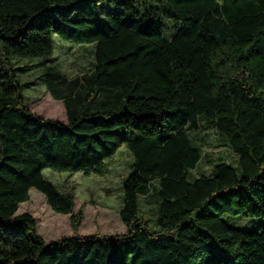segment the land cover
I'll use <instances>...</instances> for the list:
<instances>
[{"label": "trees", "instance_id": "16d2710c", "mask_svg": "<svg viewBox=\"0 0 264 264\" xmlns=\"http://www.w3.org/2000/svg\"><path fill=\"white\" fill-rule=\"evenodd\" d=\"M55 34L95 43L90 73L40 77L66 122L28 107L17 64ZM204 127L236 165L200 168ZM123 145L126 232L45 241L18 212L35 187L76 230L83 207L44 170L103 175ZM226 214L264 217V0H0V264H264V231Z\"/></svg>", "mask_w": 264, "mask_h": 264}, {"label": "rangeland", "instance_id": "374dc122", "mask_svg": "<svg viewBox=\"0 0 264 264\" xmlns=\"http://www.w3.org/2000/svg\"><path fill=\"white\" fill-rule=\"evenodd\" d=\"M94 44L64 40L55 34L54 51L50 57H47L49 59L17 60L18 65L28 68L22 72L21 80L27 105L33 112L61 122L66 120L64 103L52 98L46 82L39 80L38 76L44 64L53 71L61 73L66 81H73L76 77L90 73L95 63ZM33 79L37 80L35 84L24 83ZM201 135L205 140V156L200 164L201 169H207L213 162L220 160L236 165L237 154L215 130L204 127ZM133 158L132 152L123 145L108 162L110 171L103 175L57 171L51 168L44 170L45 176L55 182L61 191L74 193V212L83 207L82 220L76 230L71 223L70 214L53 210L46 196L35 187L30 190V198L20 204L18 212L27 211L35 217L37 232L45 241L59 240L73 234L124 233L127 228L120 217L123 206L122 180L131 170ZM193 172L197 174L198 170ZM140 211L148 222L153 224L155 217L153 204L149 201L142 202ZM225 217L235 227L264 231V217L241 214H226Z\"/></svg>", "mask_w": 264, "mask_h": 264}, {"label": "crops", "instance_id": "0c3cea01", "mask_svg": "<svg viewBox=\"0 0 264 264\" xmlns=\"http://www.w3.org/2000/svg\"><path fill=\"white\" fill-rule=\"evenodd\" d=\"M70 47V46H69ZM93 48H95V47H93ZM93 52H94V49H93ZM32 60H41V59H32ZM47 70V65L46 64H44L43 65V69H42V72H41V74L38 76L39 78L41 77V75L45 72ZM39 80H42L41 78L39 79ZM30 81H34V83H32V84H35L36 83V81L37 80H30ZM32 84H29V85H32ZM53 99H57L58 101H62L63 102V100L62 99H58V98H55V97H52ZM64 103V102H63ZM65 106V105H64ZM65 111H66V108H65ZM66 113V112H65ZM66 120L64 121V122H66L67 121V113H66ZM116 154V153H115ZM113 157V156H112ZM111 157V158H112ZM111 158L110 159H108V162L111 160Z\"/></svg>", "mask_w": 264, "mask_h": 264}]
</instances>
